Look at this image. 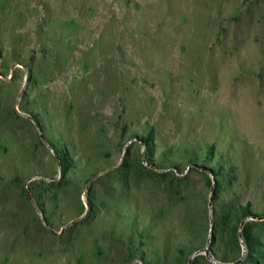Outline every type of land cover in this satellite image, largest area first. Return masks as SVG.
<instances>
[{"label":"rangeland","instance_id":"rangeland-1","mask_svg":"<svg viewBox=\"0 0 264 264\" xmlns=\"http://www.w3.org/2000/svg\"><path fill=\"white\" fill-rule=\"evenodd\" d=\"M0 264H264V0H0Z\"/></svg>","mask_w":264,"mask_h":264},{"label":"trees","instance_id":"trees-1","mask_svg":"<svg viewBox=\"0 0 264 264\" xmlns=\"http://www.w3.org/2000/svg\"><path fill=\"white\" fill-rule=\"evenodd\" d=\"M145 142L147 144L148 147H150V144L152 142L151 139L147 138L145 139ZM249 214V211L248 210H245L244 211V215H248ZM235 235H238L240 233V229L238 226H235ZM242 235L244 237V241L246 243V246L249 248V249H252L256 252H258L255 248L257 247V242L256 240L252 237V234L250 233V231L247 229V228H244L243 231H242ZM253 258V257H252ZM254 261L257 260V257H254L253 258Z\"/></svg>","mask_w":264,"mask_h":264}]
</instances>
